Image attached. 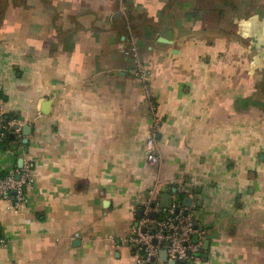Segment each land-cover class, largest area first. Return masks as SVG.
<instances>
[{
	"label": "crops",
	"instance_id": "0c3cea01",
	"mask_svg": "<svg viewBox=\"0 0 264 264\" xmlns=\"http://www.w3.org/2000/svg\"><path fill=\"white\" fill-rule=\"evenodd\" d=\"M0 112L23 124L0 174L36 171L0 201V264H134L151 191L199 211L190 264H264V0H0Z\"/></svg>",
	"mask_w": 264,
	"mask_h": 264
},
{
	"label": "built area",
	"instance_id": "2783aa9c",
	"mask_svg": "<svg viewBox=\"0 0 264 264\" xmlns=\"http://www.w3.org/2000/svg\"><path fill=\"white\" fill-rule=\"evenodd\" d=\"M133 69V73L143 85L150 108L152 123L146 132L144 150L148 165L155 167L160 160L156 135L161 123L156 111V101L151 98L149 89L151 74L139 61ZM16 125L18 129H15ZM22 125L16 119L8 118L0 112V147L7 142L12 132H19ZM35 178L36 171L27 161H24L21 167L0 174V201L8 203L12 213H19L27 202V190L33 185ZM149 194L143 205V218L126 238L129 249L135 254L134 264H170L177 259L190 264L201 253V239L206 236L199 211L193 201L189 208H184L180 197H174L170 209L164 211L153 199V191ZM194 237H197L198 242L194 241ZM4 243L1 239L0 245ZM161 251H166L167 263L160 262Z\"/></svg>",
	"mask_w": 264,
	"mask_h": 264
},
{
	"label": "water",
	"instance_id": "95a60500",
	"mask_svg": "<svg viewBox=\"0 0 264 264\" xmlns=\"http://www.w3.org/2000/svg\"><path fill=\"white\" fill-rule=\"evenodd\" d=\"M15 129H18V126L17 125L15 126ZM28 132H29V128L28 127H25L24 128V133H27L26 135H28ZM24 143H26V141H24ZM21 165H19L18 167H21ZM173 192H175V191H173ZM160 202H161L160 203V208L162 210H164V211H167L168 209H170V207L172 205V197H171V195L163 194L161 196ZM191 204H192V200L190 198L185 197V198L182 199V206L184 208H189L191 206ZM197 206H200V203H198ZM143 214L144 213H143L142 210H139L136 213V215H137V217H138L139 220H141L143 218ZM184 214H186V213H184ZM135 227H137V224L135 225ZM194 241L195 242H198L197 237H194ZM207 246H208V241H204V243L202 245V249H206ZM198 256H200V254ZM159 258H160V260H161L162 263H167L168 262V259H167V253H166V251H161V253L159 255ZM185 263H186V261L179 260V259L170 262V264H185Z\"/></svg>",
	"mask_w": 264,
	"mask_h": 264
},
{
	"label": "trees",
	"instance_id": "16d2710c",
	"mask_svg": "<svg viewBox=\"0 0 264 264\" xmlns=\"http://www.w3.org/2000/svg\"><path fill=\"white\" fill-rule=\"evenodd\" d=\"M9 118V117H8ZM12 118V117H11ZM10 137L8 136V139H9ZM183 198H185V195H180V199H183Z\"/></svg>",
	"mask_w": 264,
	"mask_h": 264
}]
</instances>
